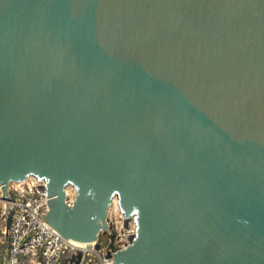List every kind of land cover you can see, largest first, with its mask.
<instances>
[{"label":"water","instance_id":"water-1","mask_svg":"<svg viewBox=\"0 0 264 264\" xmlns=\"http://www.w3.org/2000/svg\"><path fill=\"white\" fill-rule=\"evenodd\" d=\"M29 175L65 239L117 194L115 264H264V0H0L6 206Z\"/></svg>","mask_w":264,"mask_h":264},{"label":"built area","instance_id":"built-area-1","mask_svg":"<svg viewBox=\"0 0 264 264\" xmlns=\"http://www.w3.org/2000/svg\"><path fill=\"white\" fill-rule=\"evenodd\" d=\"M21 182L8 184V206L0 186V264H61L63 257L65 264H89L92 260H86V256L96 253L92 247H74L43 218L50 200L45 180L34 177ZM65 203L70 207L73 204L67 199ZM107 254L113 259L115 253L104 251L100 264L110 260Z\"/></svg>","mask_w":264,"mask_h":264},{"label":"rangeland","instance_id":"rangeland-1","mask_svg":"<svg viewBox=\"0 0 264 264\" xmlns=\"http://www.w3.org/2000/svg\"><path fill=\"white\" fill-rule=\"evenodd\" d=\"M73 187L74 186H67V188H70V191L73 190V193H68L67 200L74 201L75 199L74 197L76 195V192ZM122 216V213L119 216L113 209L107 212L104 220L106 229L104 230L103 228H101V230L95 237L96 243H94L92 246L93 251H95L96 253L91 254L90 257L86 256V260H92L89 264H100V259L103 258L104 251L116 254L119 251L123 250L122 245L128 243L129 237L135 234L134 228L136 229V218H132L131 216L124 219L122 218ZM96 246L98 247L96 248ZM61 264H65L64 257Z\"/></svg>","mask_w":264,"mask_h":264},{"label":"bare ground","instance_id":"bare-ground-1","mask_svg":"<svg viewBox=\"0 0 264 264\" xmlns=\"http://www.w3.org/2000/svg\"><path fill=\"white\" fill-rule=\"evenodd\" d=\"M34 178V176H32V175H29L27 178H25L24 179V181H27V180H29V179H33ZM22 182L21 181H18V182H15V184L14 185H19V184H21ZM67 186H72V185H66L65 187H64V196H65V199H67V196H68V193L70 192H72L73 193V190L72 191H70V188H67ZM74 189H75V192H76V194H77V191H76V188L75 187H73ZM76 196V195H75ZM75 198V197H74ZM73 198V199H74ZM72 202H73V200H72ZM111 209H113V210H115V212L120 216L121 215V213H122V215H123V212H122V210H121V208H120V205H119V200H118V196H117V194L116 195H114L113 196V198H112V201L110 202V204H109V206H108V209H107V212L109 211V210H111ZM132 216V218H135V214H132L131 215ZM130 216V217H131ZM122 218H124L125 219V216L123 215L122 216ZM124 219H122V220H124ZM135 220V219H134ZM134 230H135V228H134ZM133 232V231H132ZM67 240H68V242L71 244V245H73L74 247H76V248H79V249H89V248H91L92 246H93V244L94 243H96L95 242V239H92V240H90V241H88V242H84V241H76V240H74V239H72V238H67ZM107 264H115V260L114 259H110L108 262H107Z\"/></svg>","mask_w":264,"mask_h":264}]
</instances>
